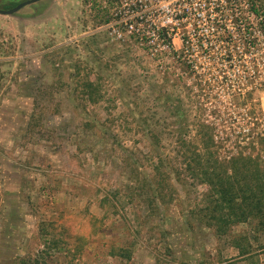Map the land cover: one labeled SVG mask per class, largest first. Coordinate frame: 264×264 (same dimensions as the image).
Segmentation results:
<instances>
[{
	"label": "rangeland",
	"instance_id": "374dc122",
	"mask_svg": "<svg viewBox=\"0 0 264 264\" xmlns=\"http://www.w3.org/2000/svg\"><path fill=\"white\" fill-rule=\"evenodd\" d=\"M247 9L245 0H38L0 13V264H264L254 221L221 235L203 221L207 185L176 157L174 133L192 132L194 121L174 116L178 98L207 81L226 102L228 93H250L216 126L233 145L258 144L261 24L253 19L243 60L242 41L227 58L218 32ZM132 16L133 28L109 25ZM183 36L195 50L173 55L167 37L182 51ZM243 65L257 69L247 86ZM88 81L97 102L82 94Z\"/></svg>",
	"mask_w": 264,
	"mask_h": 264
},
{
	"label": "trees",
	"instance_id": "16d2710c",
	"mask_svg": "<svg viewBox=\"0 0 264 264\" xmlns=\"http://www.w3.org/2000/svg\"><path fill=\"white\" fill-rule=\"evenodd\" d=\"M245 1L249 9L240 10L231 17L229 16V20L234 21L237 26L218 31L222 37L221 40L226 41L227 58H233L234 53L239 52L236 50V46L240 41L244 48L240 52L241 60L245 54L251 52L250 46L255 43V34L252 30L255 24L254 18H258V23L261 24L260 32L264 34V0ZM235 31L239 33V38L234 34ZM199 40L200 37H197L196 41L199 42ZM182 41L185 48L179 51L174 48L171 37H167L166 45L173 55H181L182 52L186 55L188 49L189 51L194 49V43L189 38L183 36ZM196 60L198 58L193 57L191 62ZM253 62L251 65L257 68L258 62L255 60ZM187 64V66L192 65L191 63ZM195 65L198 66L196 62ZM242 67L243 73L240 75V79L242 84L247 86L249 82H254L257 69H251L247 65ZM191 70L196 74L197 71L194 67ZM206 82L197 81L196 85L190 88L187 93L188 99L184 100L179 97V104H176L173 109L174 116L187 120L193 115L194 118L192 132L189 130L184 133L174 132L179 138L176 157L181 160L185 171L190 176L207 185L202 217L205 223L216 226L217 234H224L229 225L252 220L256 225V232L264 235V124L263 131L257 135V145L254 142L243 143V141H241L242 143L236 141L233 145L227 130H218L216 124L218 120L227 121L232 114V107L239 108L241 105H247L250 93L246 91L239 93L238 96L236 93H228L231 97L229 96V101L226 102L219 97V93L215 91L213 85L205 84ZM79 86L85 91H82V94L89 96V101L97 102L99 100L96 95L98 85L93 81ZM188 101L191 104H187ZM193 105L196 109H193ZM254 122H259L257 117ZM190 126L188 125V128ZM149 132L147 135L149 134L155 142L157 136L155 133ZM174 133L171 134L175 135ZM164 163L166 162L160 156L159 160L153 163V170L160 174L161 166ZM168 163L170 162L168 161ZM178 175L180 176V172ZM225 226L226 228H224ZM244 239L247 243L248 239ZM236 244L239 248L241 247L242 254L247 253L240 240ZM122 254L123 256L127 255L123 251Z\"/></svg>",
	"mask_w": 264,
	"mask_h": 264
},
{
	"label": "water",
	"instance_id": "95a60500",
	"mask_svg": "<svg viewBox=\"0 0 264 264\" xmlns=\"http://www.w3.org/2000/svg\"><path fill=\"white\" fill-rule=\"evenodd\" d=\"M36 1H38V0H25V1L18 3L17 5H15L14 7L10 8V9L0 8V13L1 14H13L16 11H18L19 9H21L22 7H24L25 5H28V4L36 2Z\"/></svg>",
	"mask_w": 264,
	"mask_h": 264
},
{
	"label": "built area",
	"instance_id": "2783aa9c",
	"mask_svg": "<svg viewBox=\"0 0 264 264\" xmlns=\"http://www.w3.org/2000/svg\"><path fill=\"white\" fill-rule=\"evenodd\" d=\"M110 22V21H109ZM120 22V23H119ZM111 24H109V25H113V23H115V24H117V25H119L120 26V24L121 23H123V24H126V25H128V26H130L131 28H133L134 27V24L136 23V17H131L130 19H129V21L127 20H121V21H117V22H110ZM119 29V28H118ZM132 33H133V30H132ZM118 35H120L121 36V33H120V31H118Z\"/></svg>",
	"mask_w": 264,
	"mask_h": 264
}]
</instances>
